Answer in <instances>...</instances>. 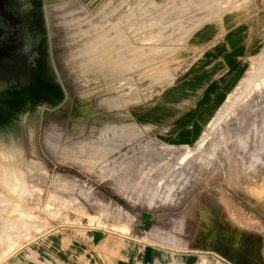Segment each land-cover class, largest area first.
I'll use <instances>...</instances> for the list:
<instances>
[{"label": "rangeland", "instance_id": "obj_1", "mask_svg": "<svg viewBox=\"0 0 264 264\" xmlns=\"http://www.w3.org/2000/svg\"><path fill=\"white\" fill-rule=\"evenodd\" d=\"M19 1L41 39L17 83L39 79L40 89L26 111L0 118V264L55 231H90L95 252L99 230L187 251L214 230L220 250L264 252V40L218 95L205 131L234 97L195 152L153 128L157 110H147L168 102V86L201 57L202 27L240 19L251 0ZM251 68L258 85L239 99ZM19 101L0 100V110ZM212 244L195 264H231Z\"/></svg>", "mask_w": 264, "mask_h": 264}, {"label": "crops", "instance_id": "obj_2", "mask_svg": "<svg viewBox=\"0 0 264 264\" xmlns=\"http://www.w3.org/2000/svg\"><path fill=\"white\" fill-rule=\"evenodd\" d=\"M236 11L243 13L238 20L202 27L195 37V45L203 47L201 57L168 86L165 92L173 94L168 102L162 107L153 103L147 108L157 110L152 117L149 115V123L175 145L195 144L207 117L218 105V95L232 86L229 78L238 64L251 47L264 40V1L251 0ZM89 232L76 237L68 232H52L41 237L37 246L20 250L6 264H195V251L218 238L214 230L204 238V244L198 243L199 235L194 236V244L187 251L154 244L142 247L130 237L122 239V234L99 230L93 233L98 250L95 252ZM212 245L231 264H264V252L258 245L247 251L249 256L220 250L217 242Z\"/></svg>", "mask_w": 264, "mask_h": 264}, {"label": "flooded vegetation", "instance_id": "obj_3", "mask_svg": "<svg viewBox=\"0 0 264 264\" xmlns=\"http://www.w3.org/2000/svg\"><path fill=\"white\" fill-rule=\"evenodd\" d=\"M29 7L30 5L20 3L19 0H0V67H2L0 100L13 98L22 100L12 106L7 115L0 110V118L3 117L4 120L13 119L11 115L17 111H26L27 101L25 100H34L40 89L39 79H36L33 86L26 89L17 83V76L31 69L36 64V57L39 54L37 43L41 35L30 28ZM11 77L12 81H10Z\"/></svg>", "mask_w": 264, "mask_h": 264}, {"label": "bare ground", "instance_id": "obj_4", "mask_svg": "<svg viewBox=\"0 0 264 264\" xmlns=\"http://www.w3.org/2000/svg\"><path fill=\"white\" fill-rule=\"evenodd\" d=\"M79 10H80V8H79ZM81 11H83V10H81ZM253 69L254 68H251V73L250 72H248V73H250V74H248L247 73V78L248 79H246L245 78V80L243 81L242 80V82H241V85H239L238 87H237V91H236V93L238 94V97H239V99H240V97H241V99L244 97V96H246V95H248L254 88H256V86L258 85V82H259V79H257V75L258 74H256V76H255V74H253L254 73V71H253ZM260 75H262V73L260 74ZM259 75V76H260ZM259 78V77H258ZM244 79V78H243ZM263 83H264V81H263ZM237 86V85H236ZM12 88H13V86H12ZM15 88V87H14ZM258 90H259V88H257ZM254 92V91H253ZM241 93V94H240ZM252 94V93H251ZM241 95V96H240ZM253 95V94H252ZM233 97H234V94H229V96L227 97L228 99L225 101V103L223 104V105H221L220 106V108H219V111L217 112L218 114L217 115H215V117H213V118H211L209 121H208V123H207V130L205 131V130H203L202 132H201V139L199 140V142L203 139V136L205 135V134H207L208 133V131H210L209 133L211 134L212 133V131L214 132V130H215V128H217V123L219 122V120H221L220 118H219V116H221L223 113H227V110L225 109V107H230V106H227L228 105V103L229 102H231L232 100H233ZM253 97V96H252ZM247 98V97H246ZM247 99H250V98H247ZM246 99V100H247ZM236 100H238V99H236ZM2 102V101H1ZM5 103V102H4ZM31 103V102H30ZM29 103V104H30ZM33 103V102H32ZM244 104V103H243ZM2 105V104H1ZM6 107V106H5ZM28 108V107H27ZM32 108V107H31ZM233 109V108H232ZM225 110H226V112H225ZM231 109L229 108L228 109V114H229V111H230ZM28 111V110H27ZM234 111H236V110H234ZM234 111H232V114L234 113ZM222 113V114H221ZM221 114V115H220ZM227 115V114H226ZM230 115V114H229ZM229 115H227V116H229ZM234 115V114H233ZM226 116V117H227ZM225 117V118H226ZM222 118V117H221ZM233 118V117H232ZM222 121V120H221ZM226 121V120H225ZM223 123V122H222ZM221 126H222V124H220ZM224 125V124H223ZM220 127V126H219ZM219 130V129H218ZM216 131V130H215ZM214 133H216V132H214ZM218 133H219V131H218ZM212 135H215V134H212ZM212 135H208V136H212ZM218 135V134H217ZM216 136V135H215ZM206 137V136H205ZM209 137V138H210ZM198 140H196V142H197ZM203 141V140H202ZM206 141H207V139H206ZM196 142H195V146H196ZM205 144V143H204ZM173 146V145H172ZM174 146H177V145H174ZM179 147H180V145H178ZM185 146V145H184ZM187 146V145H186ZM192 147H190L191 149L193 148V145H191ZM194 146V147H195ZM183 147V146H182ZM189 148V147H188ZM189 148V149H190ZM196 148V147H195ZM197 148H202V147H198L197 146ZM188 149V150H189ZM193 150V149H192ZM196 150V149H195ZM194 151V150H193ZM186 152V151H185ZM188 152V151H187ZM195 152V151H194ZM193 152V153H194ZM193 153H191V154H193ZM187 153H185V155H186ZM185 157V156H184ZM189 157V156H188ZM188 157H186V159L188 158ZM183 160H185V158L183 159ZM5 175V174H4ZM3 176V175H2ZM4 178H6V177H4ZM17 178H18V176H17ZM3 179V178H2ZM22 179V178H21ZM16 180V179H15ZM20 183V182H19ZM23 183V181L21 182V184ZM20 184V185H21ZM22 186V185H21ZM32 240V239H31Z\"/></svg>", "mask_w": 264, "mask_h": 264}, {"label": "water", "instance_id": "obj_5", "mask_svg": "<svg viewBox=\"0 0 264 264\" xmlns=\"http://www.w3.org/2000/svg\"><path fill=\"white\" fill-rule=\"evenodd\" d=\"M144 216H145V214H144ZM147 219L150 217V214H149V216L147 217V216H145Z\"/></svg>", "mask_w": 264, "mask_h": 264}]
</instances>
